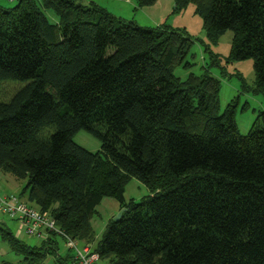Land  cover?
Segmentation results:
<instances>
[{"label":"trees","instance_id":"16d2710c","mask_svg":"<svg viewBox=\"0 0 264 264\" xmlns=\"http://www.w3.org/2000/svg\"><path fill=\"white\" fill-rule=\"evenodd\" d=\"M188 5L210 43L228 30L232 39L226 57L204 46V73L184 80L173 70L193 43L185 30L141 26L95 2L0 6V85L24 83L0 100V172L25 180L27 201L88 246L96 206L117 200L121 216L90 246L110 264H264V112L241 134L237 100L220 113L208 70L251 59L254 87L243 88L264 94V0H174L173 11ZM81 130L97 152L74 142ZM131 178L149 195L126 200ZM0 235L23 264L49 254L72 264L55 232L39 245L7 226Z\"/></svg>","mask_w":264,"mask_h":264},{"label":"rangeland","instance_id":"374dc122","mask_svg":"<svg viewBox=\"0 0 264 264\" xmlns=\"http://www.w3.org/2000/svg\"><path fill=\"white\" fill-rule=\"evenodd\" d=\"M88 4L90 1L107 7L118 16L126 20H134L141 26L152 27L159 24H166L171 28L185 30L187 35L193 40L192 46L182 63L176 64L173 73L184 80L190 72L197 75L204 73L206 63L209 61V52L204 51V46L212 53H217L221 57L229 54L232 31H226L216 43L207 40L206 32L203 29L201 17L195 13L194 6L188 5L180 12H174V0H156L152 5L140 6L136 0H76ZM18 0H0V6L12 7ZM48 20L52 23L58 22L57 15L50 9L45 11ZM222 67L210 66L209 73L219 79V111H224L231 101H236L235 120L241 134H246L252 123L260 112H264V94L255 93L251 89H244L243 84L254 87L255 73L252 60H240L232 63L221 62ZM244 81V83H243ZM24 85L19 81H5L0 85V100H7L19 87ZM75 143L90 152H97L100 149V141L86 131H79L73 137ZM25 180H17L13 176L0 172V194H14L30 206L39 209L34 203L27 201V194H21L25 186ZM9 192V193H7ZM148 188L135 178H131L125 186L124 197L126 200L135 201L149 195ZM117 200L111 197H104L100 204L96 206V212L92 215L90 223L94 231L92 245L103 238L106 224L109 219L114 218L120 211ZM0 225L7 226L30 245H39L43 237L25 234L20 230L17 222L0 212ZM47 237V236H46ZM59 254L65 256L73 253L68 249L65 239L57 235ZM75 240V239H74ZM78 246H87L82 241L75 240ZM92 245H90L92 247ZM0 264H23L22 257L11 250L9 245L2 240L0 235ZM39 264H60L54 255H47ZM97 264H110L107 259H100Z\"/></svg>","mask_w":264,"mask_h":264},{"label":"built area","instance_id":"2783aa9c","mask_svg":"<svg viewBox=\"0 0 264 264\" xmlns=\"http://www.w3.org/2000/svg\"><path fill=\"white\" fill-rule=\"evenodd\" d=\"M0 212L15 220L25 234L46 238L50 232L65 239L68 249L73 250L72 264H97V252L90 246H78L75 240L60 230L55 220L47 213L30 206L14 194H0Z\"/></svg>","mask_w":264,"mask_h":264},{"label":"water","instance_id":"95a60500","mask_svg":"<svg viewBox=\"0 0 264 264\" xmlns=\"http://www.w3.org/2000/svg\"><path fill=\"white\" fill-rule=\"evenodd\" d=\"M122 210L119 211L118 215L114 217L115 220H117L121 216Z\"/></svg>","mask_w":264,"mask_h":264},{"label":"crops","instance_id":"0c3cea01","mask_svg":"<svg viewBox=\"0 0 264 264\" xmlns=\"http://www.w3.org/2000/svg\"><path fill=\"white\" fill-rule=\"evenodd\" d=\"M90 2H92V1H90ZM104 8H106L109 12H111V13H113L114 14V12H112L111 10H109L107 7H104ZM116 15V14H115ZM116 16H118V15H116ZM120 17H122V16H120ZM123 18V17H122ZM140 25V24H139ZM7 193H9V192H7ZM19 237V236H18Z\"/></svg>","mask_w":264,"mask_h":264}]
</instances>
